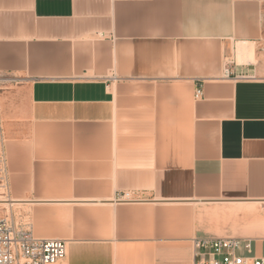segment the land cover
<instances>
[{"label": "crops", "instance_id": "1", "mask_svg": "<svg viewBox=\"0 0 264 264\" xmlns=\"http://www.w3.org/2000/svg\"><path fill=\"white\" fill-rule=\"evenodd\" d=\"M0 123L57 264L264 258L262 0H0Z\"/></svg>", "mask_w": 264, "mask_h": 264}, {"label": "built area", "instance_id": "2", "mask_svg": "<svg viewBox=\"0 0 264 264\" xmlns=\"http://www.w3.org/2000/svg\"><path fill=\"white\" fill-rule=\"evenodd\" d=\"M201 97L198 88L195 98ZM193 246V264H264V258L251 256L250 240L196 238ZM67 249V240L36 238L29 227L0 216V264H57L66 258Z\"/></svg>", "mask_w": 264, "mask_h": 264}, {"label": "rangeland", "instance_id": "3", "mask_svg": "<svg viewBox=\"0 0 264 264\" xmlns=\"http://www.w3.org/2000/svg\"><path fill=\"white\" fill-rule=\"evenodd\" d=\"M264 3V0H262ZM9 138L4 142L3 149L0 150V197L17 199L20 198L16 195V187L14 183L15 170L12 169V160L10 156V149L14 148L15 143L14 139L10 140ZM11 145V146H10ZM11 147V148H10ZM5 160L4 162L2 160ZM4 193V194H3ZM24 207V208H23ZM29 215H30V206H15L13 207V212L11 215L6 216L11 218L18 226L23 228L29 227Z\"/></svg>", "mask_w": 264, "mask_h": 264}, {"label": "bare ground", "instance_id": "4", "mask_svg": "<svg viewBox=\"0 0 264 264\" xmlns=\"http://www.w3.org/2000/svg\"><path fill=\"white\" fill-rule=\"evenodd\" d=\"M241 45H238L239 46V52L241 53L242 51H246L248 50V48H252V47H249V45H247V43H240ZM253 51V49H251ZM250 51V50H249ZM251 51V54H254L252 53ZM255 51V50H254ZM253 51V52H254ZM238 52V53H239ZM247 52V51H246ZM243 54V53H241ZM248 54V52H247ZM250 54V53H249ZM242 56V55H241ZM247 57V56H246ZM248 58L250 59V56L248 55L247 57V61H248ZM245 60H243L244 62ZM251 61V59H250ZM242 62V63H243ZM8 139V137L6 136L5 134V131L4 133L1 132L0 134V150L3 149V146H4V142ZM3 162L5 161L4 159L2 160ZM12 161H14V158H12ZM1 162V161H0ZM4 194V193H3ZM34 202L33 201H29V200H22V199H11V198H5V197H0V216L2 217H6V216H9L12 214L13 212V207L15 206H23V205H28V206H31ZM148 205V204H147ZM24 208V207H23Z\"/></svg>", "mask_w": 264, "mask_h": 264}]
</instances>
